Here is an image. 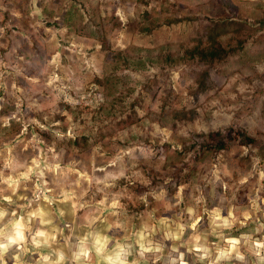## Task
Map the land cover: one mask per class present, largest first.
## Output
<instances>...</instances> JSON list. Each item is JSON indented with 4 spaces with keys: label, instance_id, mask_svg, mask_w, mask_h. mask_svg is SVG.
<instances>
[{
    "label": "clouds",
    "instance_id": "1",
    "mask_svg": "<svg viewBox=\"0 0 264 264\" xmlns=\"http://www.w3.org/2000/svg\"><path fill=\"white\" fill-rule=\"evenodd\" d=\"M237 8L242 51L208 66L151 2L0 0V264H264V0Z\"/></svg>",
    "mask_w": 264,
    "mask_h": 264
},
{
    "label": "rangeland",
    "instance_id": "2",
    "mask_svg": "<svg viewBox=\"0 0 264 264\" xmlns=\"http://www.w3.org/2000/svg\"><path fill=\"white\" fill-rule=\"evenodd\" d=\"M26 0H12V4L16 8H21V5L24 4ZM122 3L126 2V0H121ZM141 2H151L156 5L160 12L158 14V18L154 19L150 14L145 13L144 20L147 22L148 27L145 30H150L152 25L158 24L162 19L165 24H184L188 28L187 37L185 43L180 45V49L183 51L184 56L182 59H185L191 63H196L199 65H208L211 66L215 63H204L199 58V54L204 47L216 46L217 49L222 48L224 53H227L225 60L232 55L239 54L242 51V45L244 39L248 35V28L245 24L240 23L238 20L239 12L237 8V0H200L197 5L199 14H187V4L185 0H141ZM6 15V14H5ZM66 22H72V17H68ZM115 24V21H113ZM261 28H264V19L260 20ZM135 28L136 26H130ZM24 29H28V25L24 23ZM228 33L233 34V39L227 42L221 41L220 37L227 35ZM101 38H102V30H101ZM19 39V38H18ZM20 43L27 48V42L23 39H20ZM107 47V44H105ZM39 51V49H37ZM112 58L111 56L109 57ZM169 62L173 61V57L171 55L167 56ZM203 84L206 85L210 81L209 72H205L202 76ZM21 85H23V81H20ZM203 86V85H202ZM106 87L111 88L112 84L110 82H106ZM118 102V101H117ZM116 103V102H114ZM14 105L6 106L4 109L0 110V115L8 114L11 111V108ZM68 105L61 104L60 108H67ZM26 115L31 117L36 115L35 113L28 112L25 109ZM178 117H182L183 114H177ZM57 119H63L62 117L57 116ZM135 118V113L133 112L130 116V119ZM45 137L47 138V134L45 133ZM99 137H97L98 139ZM195 147V145H193ZM77 148L80 153L87 154L89 151L90 145L88 144V137H82L77 141ZM191 149H186L189 151ZM165 152H167V145L165 146ZM211 152V151H207ZM207 158V155L204 151L198 153L194 160L203 162ZM176 159H180V154L176 155ZM169 167L172 171L165 173V175H170L173 179V182L178 184L185 182L189 179L188 175H185L183 172V168L177 167L176 163L173 162L171 158H169ZM183 167H187L184 165ZM148 175L152 178L153 186L157 184H163V177H161L158 173L149 172ZM168 191L169 195L175 191V188L172 183L168 185H164ZM144 188H137L135 191L142 192ZM207 194L208 189H204ZM211 206V204H210Z\"/></svg>",
    "mask_w": 264,
    "mask_h": 264
},
{
    "label": "trees",
    "instance_id": "3",
    "mask_svg": "<svg viewBox=\"0 0 264 264\" xmlns=\"http://www.w3.org/2000/svg\"><path fill=\"white\" fill-rule=\"evenodd\" d=\"M224 50L222 48L217 49L216 46L204 47L199 54V58L204 63H215V62H222L225 60L227 53L223 54ZM222 143H206L203 145V148L206 151L214 152L218 150L219 147H222Z\"/></svg>",
    "mask_w": 264,
    "mask_h": 264
}]
</instances>
